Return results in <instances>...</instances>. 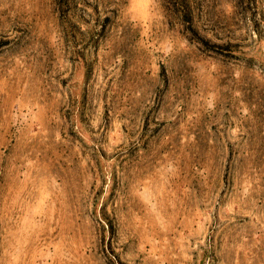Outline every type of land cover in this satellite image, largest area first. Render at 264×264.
<instances>
[{
    "label": "rangeland",
    "instance_id": "374dc122",
    "mask_svg": "<svg viewBox=\"0 0 264 264\" xmlns=\"http://www.w3.org/2000/svg\"><path fill=\"white\" fill-rule=\"evenodd\" d=\"M0 0V264H264V0Z\"/></svg>",
    "mask_w": 264,
    "mask_h": 264
},
{
    "label": "trees",
    "instance_id": "16d2710c",
    "mask_svg": "<svg viewBox=\"0 0 264 264\" xmlns=\"http://www.w3.org/2000/svg\"><path fill=\"white\" fill-rule=\"evenodd\" d=\"M176 1H177L176 3H177L178 10L181 16L185 17L188 21H190L191 12L188 7L187 0H176Z\"/></svg>",
    "mask_w": 264,
    "mask_h": 264
}]
</instances>
